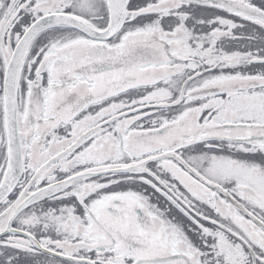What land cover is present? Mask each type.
I'll use <instances>...</instances> for the list:
<instances>
[{
  "label": "snow or ice",
  "instance_id": "1",
  "mask_svg": "<svg viewBox=\"0 0 264 264\" xmlns=\"http://www.w3.org/2000/svg\"><path fill=\"white\" fill-rule=\"evenodd\" d=\"M0 264H264V0H0Z\"/></svg>",
  "mask_w": 264,
  "mask_h": 264
}]
</instances>
